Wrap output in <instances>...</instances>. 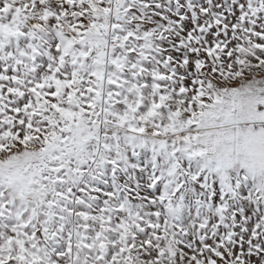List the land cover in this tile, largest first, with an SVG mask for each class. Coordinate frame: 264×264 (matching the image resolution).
<instances>
[{
	"label": "snow or ice",
	"instance_id": "6c2138e0",
	"mask_svg": "<svg viewBox=\"0 0 264 264\" xmlns=\"http://www.w3.org/2000/svg\"><path fill=\"white\" fill-rule=\"evenodd\" d=\"M0 264H264V0H0Z\"/></svg>",
	"mask_w": 264,
	"mask_h": 264
}]
</instances>
